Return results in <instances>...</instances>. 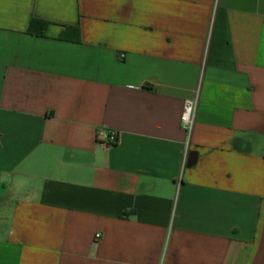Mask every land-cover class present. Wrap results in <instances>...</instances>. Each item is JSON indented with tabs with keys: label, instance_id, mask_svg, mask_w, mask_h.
I'll return each mask as SVG.
<instances>
[{
	"label": "crops",
	"instance_id": "0c3cea01",
	"mask_svg": "<svg viewBox=\"0 0 264 264\" xmlns=\"http://www.w3.org/2000/svg\"><path fill=\"white\" fill-rule=\"evenodd\" d=\"M0 264H264V0H0Z\"/></svg>",
	"mask_w": 264,
	"mask_h": 264
},
{
	"label": "trees",
	"instance_id": "16d2710c",
	"mask_svg": "<svg viewBox=\"0 0 264 264\" xmlns=\"http://www.w3.org/2000/svg\"><path fill=\"white\" fill-rule=\"evenodd\" d=\"M51 24L49 21L32 19L28 33L37 37H47ZM58 39L76 43L80 42V28L78 26H65Z\"/></svg>",
	"mask_w": 264,
	"mask_h": 264
},
{
	"label": "built area",
	"instance_id": "2783aa9c",
	"mask_svg": "<svg viewBox=\"0 0 264 264\" xmlns=\"http://www.w3.org/2000/svg\"><path fill=\"white\" fill-rule=\"evenodd\" d=\"M198 99V97H195L193 99L186 100L181 114L182 117H180L182 127L187 133L188 137H190L195 124V116H197L196 110L198 106ZM109 139L111 143L117 142V138L114 134H112Z\"/></svg>",
	"mask_w": 264,
	"mask_h": 264
}]
</instances>
